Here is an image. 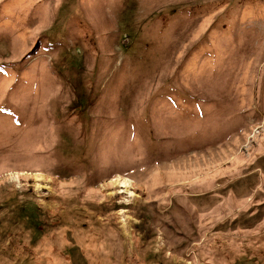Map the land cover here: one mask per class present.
I'll return each mask as SVG.
<instances>
[{"label": "rangeland", "instance_id": "obj_1", "mask_svg": "<svg viewBox=\"0 0 264 264\" xmlns=\"http://www.w3.org/2000/svg\"><path fill=\"white\" fill-rule=\"evenodd\" d=\"M0 264H264V0H0Z\"/></svg>", "mask_w": 264, "mask_h": 264}, {"label": "bare ground", "instance_id": "obj_2", "mask_svg": "<svg viewBox=\"0 0 264 264\" xmlns=\"http://www.w3.org/2000/svg\"><path fill=\"white\" fill-rule=\"evenodd\" d=\"M128 190V189H127Z\"/></svg>", "mask_w": 264, "mask_h": 264}]
</instances>
